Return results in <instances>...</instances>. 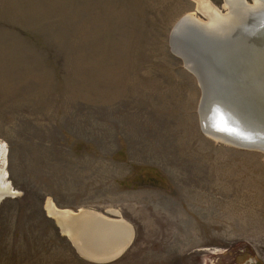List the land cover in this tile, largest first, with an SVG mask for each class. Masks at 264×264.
<instances>
[{"label": "rangeland", "instance_id": "rangeland-1", "mask_svg": "<svg viewBox=\"0 0 264 264\" xmlns=\"http://www.w3.org/2000/svg\"><path fill=\"white\" fill-rule=\"evenodd\" d=\"M186 15L207 21L195 0H0V264H98L49 201L132 227L102 264H264V154L202 132L170 48Z\"/></svg>", "mask_w": 264, "mask_h": 264}, {"label": "water", "instance_id": "water-1", "mask_svg": "<svg viewBox=\"0 0 264 264\" xmlns=\"http://www.w3.org/2000/svg\"><path fill=\"white\" fill-rule=\"evenodd\" d=\"M243 45L252 51L257 47L254 42ZM215 47L195 30L170 36L172 53L194 74L201 89V130L207 136L215 133L222 138L231 137L232 143L237 142L234 147L264 154V68L253 71L249 58L247 65L241 64L243 57L250 56L240 49L225 52L222 57ZM5 198L0 197V202ZM126 248L105 262L90 261L76 251L85 260L102 264L116 260Z\"/></svg>", "mask_w": 264, "mask_h": 264}, {"label": "bare ground", "instance_id": "bare-ground-1", "mask_svg": "<svg viewBox=\"0 0 264 264\" xmlns=\"http://www.w3.org/2000/svg\"><path fill=\"white\" fill-rule=\"evenodd\" d=\"M195 1L198 3V10L207 21L200 22L193 15H186L174 26L173 36L195 30L202 33L211 44L214 43L218 55L223 57L225 52L240 49L251 57H243L241 64L247 65L249 58L248 63H253L250 67L253 71L259 67L264 68V38H262L264 37V0H252L253 4L250 6L244 0H224L228 9L224 16L220 15L206 0ZM248 42L249 44L254 42L257 47L252 51L247 48L248 46L243 45ZM208 136L217 142H225L224 144L229 146L234 147L237 144V142L235 144L231 142L230 136V139L222 138L215 133ZM9 192L7 186L0 184V197H6L10 194ZM46 210L57 222L62 233L72 241L81 256L90 261L110 260L132 242L133 229L123 220L107 219L96 211L85 209L76 213L67 210L59 211L50 201L46 204Z\"/></svg>", "mask_w": 264, "mask_h": 264}]
</instances>
